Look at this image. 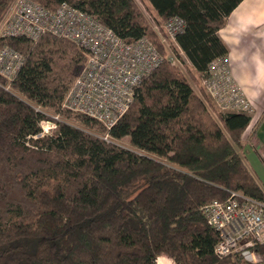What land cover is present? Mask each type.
<instances>
[{
	"label": "trees",
	"instance_id": "obj_1",
	"mask_svg": "<svg viewBox=\"0 0 264 264\" xmlns=\"http://www.w3.org/2000/svg\"><path fill=\"white\" fill-rule=\"evenodd\" d=\"M11 1L0 0V19ZM34 1H68L123 39L146 37L164 51L136 0ZM140 1L158 23L184 19L175 41L197 76L225 57L217 32L241 0ZM3 43L24 59L10 89L0 77V264H161L162 254L172 264H252L242 252L214 253L218 233L200 211L229 191L264 200L240 151L248 112L213 109L164 60L107 142L90 132L106 131L100 121L62 106L86 60L81 47L49 33ZM53 114L62 118L55 129L35 137ZM124 137L136 150L112 142ZM250 251L264 256V244Z\"/></svg>",
	"mask_w": 264,
	"mask_h": 264
},
{
	"label": "built area",
	"instance_id": "obj_2",
	"mask_svg": "<svg viewBox=\"0 0 264 264\" xmlns=\"http://www.w3.org/2000/svg\"><path fill=\"white\" fill-rule=\"evenodd\" d=\"M147 19L164 46L163 52L146 37L123 39L68 1L49 9L34 0H12L0 19V38L25 36L35 40L49 33L81 47L86 60L67 89L62 106L100 121L107 138L108 130L128 109L141 80L164 60L179 66L186 58L175 41V35L184 29V19L173 16L162 23L152 16ZM23 59L22 53L10 45L0 47V77L4 79L5 89H10ZM199 85L217 110L249 112L251 109L225 58L209 62ZM57 120V115H49L40 123L41 130L35 137L52 132ZM50 128L53 129L49 131ZM200 211L218 233L215 254L242 252L252 264H257L254 259L257 254L250 248L264 244V200L229 191L225 200L212 199Z\"/></svg>",
	"mask_w": 264,
	"mask_h": 264
},
{
	"label": "crops",
	"instance_id": "obj_3",
	"mask_svg": "<svg viewBox=\"0 0 264 264\" xmlns=\"http://www.w3.org/2000/svg\"><path fill=\"white\" fill-rule=\"evenodd\" d=\"M217 34L227 47L232 76L251 103L243 142L247 139L264 162V0H241Z\"/></svg>",
	"mask_w": 264,
	"mask_h": 264
},
{
	"label": "rangeland",
	"instance_id": "obj_4",
	"mask_svg": "<svg viewBox=\"0 0 264 264\" xmlns=\"http://www.w3.org/2000/svg\"><path fill=\"white\" fill-rule=\"evenodd\" d=\"M136 1L138 2L140 7L142 8V10L144 11L147 18L152 16L151 14H149L147 8L143 5V3L140 0H136ZM5 44H7V43L1 44L0 47H2ZM181 59H182V57H181ZM179 66L182 69V72L186 75L189 83L193 87L194 92L196 94H198L200 97L204 98L205 101H207L210 105L214 106L210 102V100L208 99V96L204 93L203 89L200 87V85H199L200 77L197 76L196 72L193 70V68H192L190 62L187 60V58H183L182 64H180ZM213 109H216V108L213 107ZM47 113H49V112H47ZM50 114H52V113H50ZM53 115H56V114H53ZM58 119L61 120L62 118L60 116H58ZM71 123H74V122H71ZM51 129H53V128H50V130L49 129L48 130L51 131ZM95 130L96 131L90 130V132H93L95 135L99 136L100 138L104 139L107 142L111 141L109 136H107V138H105V136H106L105 130H103V131L102 130L97 131V129H95ZM112 142L117 144L118 146H122V147H126V148L136 150L134 147H132L130 145L127 137H124L120 140H114ZM246 148H247V150H245ZM240 151H242L243 156H244V160H246L248 167L256 175V177L260 181L261 186L264 189V162L258 157L259 154L256 153L255 148H253V146L250 144V142H248L247 139L245 140L244 147L242 149H240ZM161 256L162 257H159V261L161 264H172L171 258L169 259V257H167L164 254H162ZM254 259L256 260L257 264H264V256L257 254Z\"/></svg>",
	"mask_w": 264,
	"mask_h": 264
}]
</instances>
